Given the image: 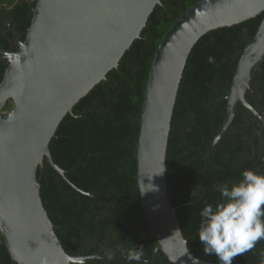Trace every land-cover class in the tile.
I'll use <instances>...</instances> for the list:
<instances>
[{"label": "trees", "instance_id": "trees-1", "mask_svg": "<svg viewBox=\"0 0 264 264\" xmlns=\"http://www.w3.org/2000/svg\"><path fill=\"white\" fill-rule=\"evenodd\" d=\"M201 0H161L146 27L112 70L61 122L50 152L64 179L46 160L38 169L41 198L55 233L71 256L90 254L89 264H171L155 253L156 240L144 217L138 187L140 120L149 71L167 31ZM36 0H0V15L24 42ZM264 13L202 37L193 48L180 84L167 150V184L190 252L206 256L199 241V211L220 202L214 185L238 183L241 173L264 174V151L259 149L253 118L241 104L227 134L213 147L227 113L226 96L241 55L255 38ZM1 24V23H0ZM213 58L214 63L209 62ZM7 66H0V83ZM254 108L264 109V58L252 73L246 96ZM9 101L4 111H11ZM264 136V134H263ZM264 148V145H263ZM194 193V195H192ZM140 261L127 253L139 248ZM264 240L234 258L233 264H262ZM0 264H17L0 232Z\"/></svg>", "mask_w": 264, "mask_h": 264}, {"label": "water", "instance_id": "water-1", "mask_svg": "<svg viewBox=\"0 0 264 264\" xmlns=\"http://www.w3.org/2000/svg\"><path fill=\"white\" fill-rule=\"evenodd\" d=\"M159 4L161 0H36L24 42L16 52L0 53L7 62L0 83V232L15 263L36 264L41 255L48 264H78V256L63 248L44 207L38 169L46 160L66 179L50 152L58 127L118 68ZM262 13L264 0H201L173 24L155 53L140 120L137 180L155 253L171 264H215L190 252L168 197L167 150L187 61L209 32ZM263 58L264 19L241 55L213 147L227 134L237 104L264 124V109L246 98ZM9 101L14 107L4 111Z\"/></svg>", "mask_w": 264, "mask_h": 264}, {"label": "clouds", "instance_id": "clouds-1", "mask_svg": "<svg viewBox=\"0 0 264 264\" xmlns=\"http://www.w3.org/2000/svg\"><path fill=\"white\" fill-rule=\"evenodd\" d=\"M209 62L214 63L213 58ZM241 176L238 183L230 186L214 185L220 193V202L206 203L199 211L198 236L204 255L215 256L219 264H233L235 257L251 251L258 241L264 240V174L245 170ZM141 248L128 251V261H140ZM75 259L78 264H89L95 257L85 254ZM35 262L48 264L41 255L35 257Z\"/></svg>", "mask_w": 264, "mask_h": 264}, {"label": "flooded vegetation", "instance_id": "flooded-vegetation-1", "mask_svg": "<svg viewBox=\"0 0 264 264\" xmlns=\"http://www.w3.org/2000/svg\"><path fill=\"white\" fill-rule=\"evenodd\" d=\"M5 14L0 15V53L1 52H16L18 50L19 42H22L21 37L22 34L16 31L15 27L11 26V24L5 20ZM0 66H7V62L1 59L0 55ZM1 113V112H0ZM253 118L252 124L254 126L255 134L253 135L251 141L254 142L256 138L259 139V149L260 153L264 151V124L257 120L253 115H249L248 113L245 115Z\"/></svg>", "mask_w": 264, "mask_h": 264}]
</instances>
